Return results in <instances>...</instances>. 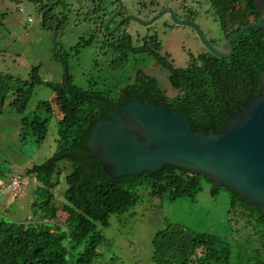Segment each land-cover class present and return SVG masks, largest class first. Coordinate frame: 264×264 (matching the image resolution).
Listing matches in <instances>:
<instances>
[{
  "label": "trees",
  "instance_id": "1",
  "mask_svg": "<svg viewBox=\"0 0 264 264\" xmlns=\"http://www.w3.org/2000/svg\"><path fill=\"white\" fill-rule=\"evenodd\" d=\"M256 1L226 0L227 10H233L232 16L240 12L258 21L261 15ZM234 45L235 50L228 58L202 52L194 55V62L186 67L175 68L166 63L169 82L178 91L176 96H170L155 76L142 71L134 81L122 85L114 96L110 95V88L83 89L84 93L74 91L72 88L79 87L71 79L69 85L46 81L40 76L39 66L33 67L26 80L0 72V114L9 99L17 110L24 111L36 84L48 85L58 93L56 102L62 113L57 151L25 171L38 182L34 201L39 208L35 213L37 221H16L0 216V264H95L100 256L98 247L106 241L99 225L107 227L113 214L130 210L142 197L137 187L147 186L154 196L175 201L196 199L205 183H210L212 195L223 189L230 193L229 220H235L238 225L242 223L243 227H239L256 243L248 264H264V214L259 206L248 203L226 186L217 189L203 174L170 164L155 173L144 171L138 175L112 177L86 145L96 123L104 118L115 119L104 99L88 94L109 96L120 111L132 97L171 112L183 111L188 114L196 133L220 128L230 109L242 105L247 96L260 92L264 73V30L249 29ZM127 62V55L113 60L114 69L120 70ZM42 109L52 112L51 102H41L28 122L38 142L49 132L50 116L42 117L39 113ZM63 163L72 170L66 175L67 188L60 204L54 193L60 180L55 177L63 170ZM1 177L4 174L0 167ZM61 211L66 216L64 224L58 222ZM153 249L154 264H231L229 241L212 233L196 232L182 223H169L158 231Z\"/></svg>",
  "mask_w": 264,
  "mask_h": 264
},
{
  "label": "rangeland",
  "instance_id": "2",
  "mask_svg": "<svg viewBox=\"0 0 264 264\" xmlns=\"http://www.w3.org/2000/svg\"><path fill=\"white\" fill-rule=\"evenodd\" d=\"M161 1L168 2V0ZM41 5L42 2L39 0H0V72L26 80L30 78L33 67L39 66L40 76L44 80L64 83L66 67L53 55L55 32L51 27L50 19L43 26ZM190 7L189 3H184V8ZM194 9L197 8L195 6L191 8L190 13L195 16ZM210 15L213 13L209 12L208 16ZM245 20L241 18V23L244 24ZM229 23L230 20H226L228 30H235L236 27ZM158 24L162 25V21H158ZM200 24L210 39L209 21L202 19ZM214 25L218 28L217 23ZM79 34L80 31L73 28H70L66 34L59 33L57 53L64 55L66 51L69 52L70 47L78 42ZM177 42L179 47L185 45L195 54L198 53L197 51H202L199 46L196 47L198 41L193 34L178 37ZM93 54V48H85L79 56L72 55L69 58L70 64L88 67L91 61L97 58ZM178 62L184 63L185 57ZM75 71L76 69L71 67V74ZM126 73L127 70H124L123 74ZM83 78L77 75L73 79L74 84L84 89L94 87V83L91 85L90 80ZM130 79L124 76L118 81L99 82L95 88L102 90L108 87L112 89L110 95L114 96L122 85L131 82ZM160 81L162 88L170 96L178 94L165 74L160 77ZM57 95L58 93L50 86L36 84L24 111L17 110L10 103V99L3 106V112L0 114V167L4 177L13 173L25 174L28 168L43 163L57 151L59 121L62 118L56 102ZM43 101L51 102L52 112L39 110L42 117L50 116V119L46 138L38 142L28 122L34 117L38 105ZM62 169L55 177L60 182L54 191L56 200L60 204L64 201V191L67 188L66 175L72 170L66 163L65 166L63 163ZM30 179L31 183L25 195L15 197L13 194H6L1 197L2 218L37 221L35 213L39 208L35 206L34 201L38 182L33 177ZM210 188V183H205L204 190L196 199L183 198L169 201L154 196L152 189L147 186L137 187L141 199L130 210L122 214H113L109 226L99 225L106 241L98 247L100 256L95 264H154L152 259L154 237L169 223H182L196 232L212 233L229 241L231 264H248L256 246L254 238L250 239V235L243 232L242 223L238 225L235 220H229L230 193L223 189L218 194L212 195ZM64 214V211H61V216L58 218V222L63 224L66 219Z\"/></svg>",
  "mask_w": 264,
  "mask_h": 264
},
{
  "label": "water",
  "instance_id": "3",
  "mask_svg": "<svg viewBox=\"0 0 264 264\" xmlns=\"http://www.w3.org/2000/svg\"><path fill=\"white\" fill-rule=\"evenodd\" d=\"M256 5L260 19L230 37L228 51L212 44L197 22L180 20L171 8H165L156 18L171 11L176 22L197 31L211 53L228 58L235 50L234 41L247 30H264V0H257ZM54 32L53 55L57 59L58 29ZM259 89L257 95L247 96L242 105L230 109L220 128L197 133L183 111L171 112L139 97L128 99L120 111L109 96L88 94L104 99L115 119L104 118L96 123L86 145L112 177L155 173L170 164L207 176L217 189L226 186L248 203L259 206L264 214V73Z\"/></svg>",
  "mask_w": 264,
  "mask_h": 264
},
{
  "label": "flooded vegetation",
  "instance_id": "4",
  "mask_svg": "<svg viewBox=\"0 0 264 264\" xmlns=\"http://www.w3.org/2000/svg\"><path fill=\"white\" fill-rule=\"evenodd\" d=\"M56 1H41L44 26L50 19L51 27L54 30L57 28L58 33L66 34L70 28L80 31L78 42L70 47L69 52L57 55V59L66 67L64 83L69 85L70 79L73 82L77 75L90 80L91 85L94 83V87L85 90L95 88L99 82L122 80L124 76L131 78L132 80L129 81L132 82L138 77L140 71L155 76L159 81L164 74L169 79L170 73L165 66L166 63L175 68L186 67L194 62V55L210 52L201 42L197 31L188 24L176 22L171 11L156 18L165 8H171L180 20H193L200 27L202 19L209 21L211 38L208 39L216 47L226 51L229 50L228 39L242 26L254 22L252 17H244L240 12L237 16H232L233 10H227L226 0H168L167 3L161 0ZM184 1L191 5L189 9L184 8ZM194 6L197 8L193 10L196 13L195 16L190 13ZM209 12L213 15L208 16ZM226 15L229 17L226 18ZM241 18L246 19L245 25L241 23ZM226 19L230 20V25L236 27L235 30H228ZM142 21L149 23L143 24ZM158 21H162V25L158 24ZM214 23L218 24V28ZM201 29L203 30L202 27ZM192 34L198 41L196 47L199 46L202 49L196 54L185 45L179 47L177 42L178 37ZM229 34L232 35L228 36ZM88 47L94 49L93 55L97 58L93 59L88 67L81 64L71 66L69 58L72 55L79 56ZM126 55L127 64L120 70H115L113 60H119ZM184 57L185 62L180 64L178 61H182ZM71 67L76 69L73 74H71ZM124 70H127L126 75L123 74ZM83 89L79 87V90Z\"/></svg>",
  "mask_w": 264,
  "mask_h": 264
},
{
  "label": "built area",
  "instance_id": "5",
  "mask_svg": "<svg viewBox=\"0 0 264 264\" xmlns=\"http://www.w3.org/2000/svg\"><path fill=\"white\" fill-rule=\"evenodd\" d=\"M29 174L13 173L4 178H0V202L1 197L6 194H13L14 196H23L26 194L30 183Z\"/></svg>",
  "mask_w": 264,
  "mask_h": 264
}]
</instances>
